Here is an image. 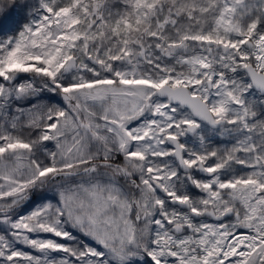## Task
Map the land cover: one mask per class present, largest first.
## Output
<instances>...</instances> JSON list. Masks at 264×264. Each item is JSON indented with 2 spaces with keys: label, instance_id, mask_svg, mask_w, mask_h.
<instances>
[{
  "label": "snow or ice",
  "instance_id": "snow-or-ice-1",
  "mask_svg": "<svg viewBox=\"0 0 264 264\" xmlns=\"http://www.w3.org/2000/svg\"><path fill=\"white\" fill-rule=\"evenodd\" d=\"M0 264H264V0H0Z\"/></svg>",
  "mask_w": 264,
  "mask_h": 264
}]
</instances>
